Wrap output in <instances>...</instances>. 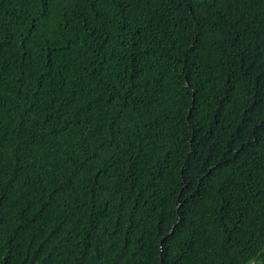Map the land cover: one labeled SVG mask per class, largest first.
I'll return each mask as SVG.
<instances>
[{
    "label": "trees",
    "instance_id": "obj_1",
    "mask_svg": "<svg viewBox=\"0 0 264 264\" xmlns=\"http://www.w3.org/2000/svg\"><path fill=\"white\" fill-rule=\"evenodd\" d=\"M0 264H264V0H0Z\"/></svg>",
    "mask_w": 264,
    "mask_h": 264
}]
</instances>
